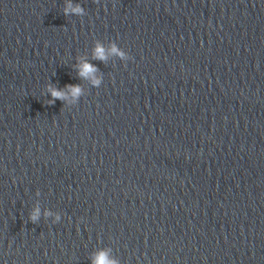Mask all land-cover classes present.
<instances>
[{
  "label": "clouds",
  "instance_id": "9594fccd",
  "mask_svg": "<svg viewBox=\"0 0 264 264\" xmlns=\"http://www.w3.org/2000/svg\"><path fill=\"white\" fill-rule=\"evenodd\" d=\"M63 14L65 16L75 15L83 16L85 15V9L79 4H73L72 0H65V6L63 8ZM109 55L118 56L121 59H130L131 57L127 56L124 51H122L115 43L111 44L110 49H105V47L97 42L93 49V58L99 59L101 61H107ZM78 76L89 80L94 86H99L101 81L96 76L98 69L91 63H89L84 58L80 59V62L77 65ZM48 93L51 96V99L48 101L49 104H54L56 100H66L67 95H70L78 99L82 94V88L80 85H65V89H58L52 85L47 86ZM50 215L51 213H45ZM41 215L39 207H35L30 214V220L33 223H36ZM59 220V216H57ZM92 264H119L115 259H112L109 255V250H100L95 252L92 257Z\"/></svg>",
  "mask_w": 264,
  "mask_h": 264
}]
</instances>
